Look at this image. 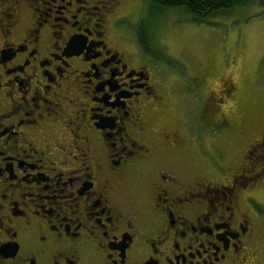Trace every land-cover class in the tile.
I'll use <instances>...</instances> for the list:
<instances>
[{
	"label": "flooded vegetation",
	"instance_id": "flooded-vegetation-1",
	"mask_svg": "<svg viewBox=\"0 0 264 264\" xmlns=\"http://www.w3.org/2000/svg\"><path fill=\"white\" fill-rule=\"evenodd\" d=\"M151 1L0 0V264H264V120L220 173L240 84L164 74Z\"/></svg>",
	"mask_w": 264,
	"mask_h": 264
},
{
	"label": "rangeland",
	"instance_id": "rangeland-1",
	"mask_svg": "<svg viewBox=\"0 0 264 264\" xmlns=\"http://www.w3.org/2000/svg\"><path fill=\"white\" fill-rule=\"evenodd\" d=\"M157 11L155 18L151 17L154 45L171 61H161L164 74H172L178 63L184 70L187 67L193 71L202 68V74L207 76L206 83L211 87L217 88L224 78L240 84L238 104L227 98L223 112L242 133L227 126L218 128L210 150L212 163L223 173V168L243 152V145L256 134L264 120V111L261 112L264 107V3L222 10L203 22H197L192 14L175 8L162 7ZM130 13L131 19L126 21L128 32L135 27L134 21L139 14L134 10ZM148 13L143 7L141 16L146 17ZM131 36L135 38V35ZM184 87L187 84L177 86L182 93L186 92ZM186 93L183 97L190 104L201 100L193 91ZM192 110L191 107V114ZM180 115L186 118V110ZM257 196L262 200L264 210V186Z\"/></svg>",
	"mask_w": 264,
	"mask_h": 264
},
{
	"label": "trees",
	"instance_id": "trees-1",
	"mask_svg": "<svg viewBox=\"0 0 264 264\" xmlns=\"http://www.w3.org/2000/svg\"><path fill=\"white\" fill-rule=\"evenodd\" d=\"M256 3H264V0H152L150 4L151 9L148 10V19L151 20V17L155 18L154 16H156V12H158L157 9L168 7L183 10L184 12L192 14L193 19L197 22H203L206 21L208 16H212L214 13V15H217L216 13L222 10L237 9L242 5H252ZM146 22L147 21L144 19L143 25L146 24ZM146 33L149 35V31ZM150 35L154 39V34L151 31ZM141 40V42H145L147 40L146 36L142 34ZM147 47L146 45V48ZM152 52L154 53L153 50ZM162 56V60H168L171 63L166 55Z\"/></svg>",
	"mask_w": 264,
	"mask_h": 264
}]
</instances>
